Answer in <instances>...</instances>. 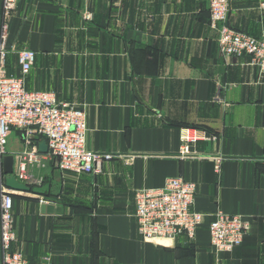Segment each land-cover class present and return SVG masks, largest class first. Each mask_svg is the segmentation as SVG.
Here are the masks:
<instances>
[{"label":"crops","instance_id":"0c3cea01","mask_svg":"<svg viewBox=\"0 0 264 264\" xmlns=\"http://www.w3.org/2000/svg\"><path fill=\"white\" fill-rule=\"evenodd\" d=\"M210 1H17L8 72L21 74L20 49L36 51L27 88L85 106L87 149L112 157L96 173L64 172L54 162L31 167L32 190L10 189L15 250L33 262L51 253L55 264H264V78L248 55L221 53ZM230 6L231 27L264 32V0ZM3 19L0 0V33ZM183 127L215 139L181 158ZM26 143L13 130L8 154ZM3 176L0 162V187ZM173 176L197 183L193 208L205 214L204 224L194 239L143 240L135 192ZM42 203L62 211L43 213ZM218 211L251 223L231 252L211 245Z\"/></svg>","mask_w":264,"mask_h":264},{"label":"built area","instance_id":"2783aa9c","mask_svg":"<svg viewBox=\"0 0 264 264\" xmlns=\"http://www.w3.org/2000/svg\"><path fill=\"white\" fill-rule=\"evenodd\" d=\"M17 1L3 0L4 19L0 33V162L8 154L10 133L19 130L27 142L15 156L17 166L14 174L19 180L31 184L34 178L30 168L44 167L50 162L64 172H99L102 161L110 159L112 155L87 149L89 127L86 107L59 101L54 91L27 88L26 75L32 69L36 51L20 49L17 53L21 74L8 72L9 19L17 7ZM209 9V24L217 32L221 53L224 56L248 55L264 78V32L253 36L231 27L228 23L230 0H211ZM211 139L215 138L203 129L181 128L179 157L195 155L197 144ZM43 141L47 144V151L40 148ZM41 181L37 179V182ZM13 195L12 190L0 187L2 264H55L51 253L43 255L39 262H33L25 253L13 248L17 240ZM196 197L197 183L182 176L169 177L160 187L138 189L135 192L134 215L139 235L143 240H175L183 235L194 239L205 221V214L193 208ZM250 229L251 223L244 216L218 211L209 224L211 245L217 253L231 252L243 242Z\"/></svg>","mask_w":264,"mask_h":264},{"label":"water","instance_id":"95a60500","mask_svg":"<svg viewBox=\"0 0 264 264\" xmlns=\"http://www.w3.org/2000/svg\"><path fill=\"white\" fill-rule=\"evenodd\" d=\"M40 148L42 151H47L48 147L45 141H43L40 144ZM3 185L9 189H13L16 191H26L29 192L32 190V187L30 184L25 183L21 180H19L14 172V164H15V156L12 154H6L3 156ZM41 210L43 213H54L58 212L60 213L62 211V208L56 207L53 204H47V203H42L41 205Z\"/></svg>","mask_w":264,"mask_h":264},{"label":"rangeland","instance_id":"374dc122","mask_svg":"<svg viewBox=\"0 0 264 264\" xmlns=\"http://www.w3.org/2000/svg\"><path fill=\"white\" fill-rule=\"evenodd\" d=\"M211 140H213V139H211ZM206 141H210V140H206ZM198 145V144H197Z\"/></svg>","mask_w":264,"mask_h":264}]
</instances>
